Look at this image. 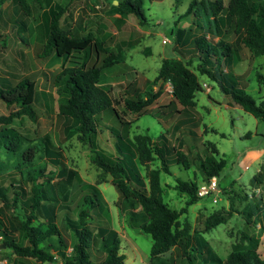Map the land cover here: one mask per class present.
<instances>
[{
  "label": "trees",
  "instance_id": "1",
  "mask_svg": "<svg viewBox=\"0 0 264 264\" xmlns=\"http://www.w3.org/2000/svg\"><path fill=\"white\" fill-rule=\"evenodd\" d=\"M4 1L0 0V9ZM32 1L41 6L49 0ZM13 2L21 11L30 14L27 0H13ZM116 5L123 12L132 14L138 23L143 24L146 21L142 0H117ZM66 7L67 4H63L52 9L41 50L43 54L53 51L55 55L68 61L61 66L56 75L63 79V88L66 93L65 99L56 105L57 120L63 122V128L66 131L75 133L86 144L89 159L99 172L110 175V182L117 191L115 201L117 209L127 213V222L131 227L149 234L151 238L150 256L170 249L182 237H185L183 243L185 246L188 236L187 222L181 224L179 215L186 212L187 206L201 196L196 195L198 182L195 180L194 173L193 178L175 177V182L172 184V188L184 195L182 206L175 208L163 201L159 173L161 170L170 173L166 155L170 149H174L175 162L185 169L193 164L199 172L200 180H206L211 175L216 178L225 166L226 159L219 155L218 149L210 141H202L200 144L203 147L200 149L192 150V147L196 148L195 145H197L194 142V145L187 146V149L183 150L182 136L176 135L178 138L176 147L169 144L168 136L163 132H159L155 138L146 133H135L131 141L128 137L118 140L120 135L116 134L118 138L115 143L114 158L101 151L94 141L98 115L102 112L108 114L112 112L119 124L131 121L120 116L115 106L120 102L119 99L112 98L109 86L105 88L106 84L100 82L107 72H114L116 64L123 61L124 49L115 47L109 38L101 40L90 31H84L83 28L75 30L63 24L61 15ZM221 11L229 17L230 33L235 36L232 41L225 40L220 32ZM182 15H190L192 23H195L194 17L200 19L203 15L207 18V26L204 24L200 26L197 23L191 32V27L186 30L178 28L181 31L180 34H183V41L178 39L175 42L181 44L179 48H176L181 57H162L155 76L152 79H144L146 88L135 92H124V95L120 96L123 112L128 110L136 113L151 105L162 92L160 86L153 89L157 80H169L171 95L181 106L193 110L194 94L201 89V84L195 72L183 60V53L180 51L185 41L189 40L192 55L196 59V70L215 79L218 88L226 93L234 104L239 105L254 117L264 120V96L256 100L243 88L236 86L237 82L244 83L245 79L243 81L238 79L244 78L245 73L237 74L234 78L235 82L231 83L223 79L222 68L216 69L221 62L220 59L235 62L244 58L243 48L250 51L251 55L264 54V0H226L225 3L224 0H190ZM203 28L207 30L206 33L203 32ZM215 36L218 38L215 39ZM6 41L7 34L0 32V44L4 46ZM136 41V38H132L129 46ZM90 57L93 59L90 60ZM214 62L215 66L212 65ZM221 64L224 66L223 63ZM262 81L264 82V78ZM243 85L241 84V87ZM50 96V91L39 88L34 77L29 75L24 74L15 80L12 77H0V101L10 108L6 114L0 113L2 147L13 151L20 137L28 139L12 125L13 120L21 116L35 120L33 103L43 97L48 99ZM68 119L72 122L68 123L69 125ZM180 125L178 122L174 125V129L177 130ZM182 128L186 133L193 134L190 128ZM202 130L207 129L205 130L204 126ZM67 134L63 135V139L67 137ZM196 136L195 138L200 141V136ZM39 140L42 143L41 156L46 155L48 161L56 166L47 170L44 165L32 167L26 170L24 176L12 171L7 173L9 184L13 186L12 196L9 200L4 191L6 187L0 186V202L5 204L9 200L16 223L4 225L0 217V242L9 249V252L14 253L19 261L31 257L42 262H56V256H58L59 264H121L124 256L118 252L119 236L108 229V208L99 196L96 183L82 181L77 172L63 162L60 146L53 150L46 146V136H40ZM122 145L126 146V149H123ZM125 152H129L130 155ZM32 156L31 148L22 152L24 159L30 160ZM154 160L158 164L147 169L145 182L140 172L135 169V163L143 166ZM53 175H56L55 180L52 179ZM252 180L254 183H264L262 166H259L252 175ZM13 181H16V185ZM26 184H28L27 188ZM83 188L84 191L81 192ZM78 191L81 192L82 202L73 212L70 197ZM54 202H56L55 206ZM261 210L264 220V202L261 203ZM224 212L226 215L231 214L229 209ZM58 213L61 214L62 226L71 230L75 237L68 250L56 223ZM249 214L247 213L244 217L246 222L250 220ZM224 220L225 215L215 209L205 216L203 230L207 231ZM92 222L99 225L97 231H93L90 227ZM18 231L24 238L22 242L18 241L14 234ZM106 231L114 232L110 235L109 243L104 235ZM98 234L105 248L104 255L101 257L100 254H94L91 260V241L96 240ZM246 238L248 236L245 233L241 234L239 242H243ZM13 264L18 263L13 262ZM141 264L164 263L146 261ZM222 264H264V257H261L253 246L237 243L227 252Z\"/></svg>",
  "mask_w": 264,
  "mask_h": 264
},
{
  "label": "rangeland",
  "instance_id": "2",
  "mask_svg": "<svg viewBox=\"0 0 264 264\" xmlns=\"http://www.w3.org/2000/svg\"><path fill=\"white\" fill-rule=\"evenodd\" d=\"M30 14L20 10L13 0H5L0 9V32L7 34V41L4 46L0 44V77L20 78L24 74L34 77L36 85L51 93L50 98H41L33 103L36 119L30 120L26 116H21L13 120L12 125L24 136L19 138V143L15 150L10 151L0 144V186L4 188L6 197L10 200L12 188L10 186L7 173L25 174L26 170L32 167L45 166V170L56 166L48 161L46 155L40 153L42 143L40 136H46V146L55 150L60 146L62 160L69 167L74 169L82 181L96 183L99 196L104 200L108 208V229H111L119 236L117 243L118 252L123 254L121 264H141L146 261L162 262L164 264H222V260L235 244L241 243L244 246H253L261 257H264V220L261 210V203L264 202V183H254L252 175L256 169L264 163V152L261 158L241 160L242 152L249 148H262L264 150V120L254 117L239 105L227 107L224 104L225 98L230 97L222 92L215 79L206 73H200L195 68V57H188L185 53L183 59L188 63L201 84V89L194 94L195 104L193 110H188L179 104L167 89L165 81L157 80L153 89L160 86L161 94L156 100L140 112H129L124 110L120 96L124 92H135L138 89L146 88L145 78L152 79L162 57L178 56V52L173 47L180 46L174 40L176 28L184 30L197 23L206 24L207 18L201 16L200 19L194 17L195 23L191 22L190 15H182L187 2L190 0H142V9L146 17L143 24L138 23L136 18L129 13L123 12L114 0H49L47 3L38 6L34 1L27 0ZM226 0H224V3ZM113 3V4H111ZM63 4H67L66 10L61 15V22L70 28H83L90 31L94 36L103 40L109 38L115 47H123L124 59L115 66L114 72H107L100 82L109 86L110 96L119 99L115 104L120 116L131 120L129 123L119 124L112 112H102L99 120H96V135L94 141L97 147L109 157L115 156L116 134L118 140L128 137L132 140L135 133H146L155 138L159 132L168 136L169 144L176 146L178 138L182 136V149L191 147L196 142V148L203 147L202 141L212 142L219 151V155L226 159L225 166L219 171L216 179L217 191L199 197L195 202L187 206L186 212L179 215V222H187V244L184 246V238L172 246L170 249L155 256L149 255L151 238L149 234L131 227L127 222V213L120 211L115 205L117 191L110 182V175L99 172V169L91 162L88 156L86 144L73 133L63 128V122L57 120L56 105L66 97L63 88V79L56 77L64 63V59L55 55L53 51L43 54L42 45L47 33V25L52 9H56ZM219 26L222 37L230 40L231 27L229 17L224 11L219 14ZM204 19V20H203ZM198 31V30H196ZM203 32H207L203 28ZM168 38V41L161 42V38ZM22 38V39H21ZM136 38L137 41L129 46V41ZM218 36H215L217 39ZM189 42V40H187ZM185 41L183 49L191 47ZM242 52V51H241ZM241 67L236 66V70H241L243 65L247 66V73L243 81L236 84L247 93L259 100L264 96V54L251 55L247 49H243ZM93 57H90V60ZM188 59V60H187ZM87 61V60H86ZM221 61V59H220ZM241 61V60H240ZM215 62L212 63L215 66ZM225 66V65H224ZM222 68L221 62L216 69ZM231 68V66H230ZM230 77V76H229ZM231 83L235 79L229 78ZM108 83H107V82ZM208 86H202V84ZM227 83V82H226ZM241 84L243 87H241ZM207 88V89H206ZM230 102L233 103L232 100ZM9 107L0 101V113L6 114ZM180 109L183 112L179 113ZM178 118V119H177ZM179 122V128L174 129V125ZM72 123L69 119L67 124ZM68 124V125H69ZM205 126V130L202 128ZM182 127H188L192 131L186 133ZM211 128L213 130H211ZM188 132V131H187ZM63 139V135H65ZM115 135V136H112ZM196 135L200 136L198 141ZM122 136V137H121ZM63 139V140H62ZM161 142V141H159ZM177 147V146H176ZM31 148L33 156L30 160L22 157V152ZM123 149L126 146L122 145ZM130 155V153L125 152ZM174 149L167 153L168 170L170 173L160 171L159 179L162 187L161 195L163 201L170 206L179 208L183 205L184 195L172 188L175 177L193 178L199 183L200 175L193 164L186 169L174 160ZM154 160L146 165L135 163L137 169L143 176L149 167L157 165ZM264 168V165L262 166ZM24 176V175H23ZM53 180L56 175H53ZM199 180V181H198ZM16 185V181H13ZM28 184H26L27 188ZM224 188V189H223ZM17 189V188H15ZM84 191V188L81 192ZM81 192H75L70 197L71 209L74 212L80 206ZM0 202V217L4 225L15 224L11 204ZM56 205V202L53 203ZM256 205L258 206L256 208ZM223 207V208H221ZM219 210L225 215V220L216 224L209 230H203L205 216L213 210ZM229 209L230 215H226L224 210ZM250 213L249 222L244 217ZM61 214L58 213L56 223L59 226L62 239L69 249L70 244L75 240L71 230L62 226ZM99 225L90 223L93 231H97ZM102 229V228H101ZM114 232H104L107 243ZM245 233L248 238L239 242L241 234ZM18 241H24L21 232H15ZM98 234L96 240L91 241L90 255H104V246L101 244ZM1 244V242H0ZM98 251V253L96 252ZM59 264L60 258L56 256V262L38 261L34 258H25L22 261L9 252L6 246L0 245V264Z\"/></svg>",
  "mask_w": 264,
  "mask_h": 264
},
{
  "label": "crops",
  "instance_id": "3",
  "mask_svg": "<svg viewBox=\"0 0 264 264\" xmlns=\"http://www.w3.org/2000/svg\"><path fill=\"white\" fill-rule=\"evenodd\" d=\"M180 32L181 31H179V29L178 28H176V30L174 31V40L176 41V40H178V39H180L181 41H183V34H180ZM179 35H181V38H179ZM229 36H230V40H228V41H232L234 38H235V36L234 35H232L231 33L229 34ZM180 46H174L173 48L174 49H176V48H179ZM182 47V46H181ZM243 49H245V48H243ZM246 50V49H245ZM180 51L183 53V59L186 57L185 56V53H189V55H188V57L190 58V57H194L192 54H193V52H192V49H191V47H189L188 49H183V48H181L180 49ZM180 56V55H179ZM181 57V56H180ZM245 59V58H244ZM241 60V61H240ZM241 62H242V59H239V60H237V61H235V62H233V61H227V60H221V63H223L225 66H223L224 68H223V70L222 71H224V74L226 75L227 74V76H225L224 74L222 75L223 76V79H225V80H227V81H230V79L229 78H232V79H234L235 78V76L237 75V74H240V73H242V72H244L245 73V76H246V73H247V66H244L243 65V67H242V69L241 70H236V66H238V67H241ZM230 66H231V68H230ZM106 74H108V73H106ZM230 76V77H229ZM107 82V81H106ZM143 82H144V80H143ZM245 85V84H244ZM208 86V85H207ZM207 89V88H206ZM169 94H171V93H169ZM226 94V93H225ZM257 100V99H256ZM224 104L227 106V107H235L236 105H234V103H232V102H230V99L229 98H225V101H224ZM189 110V109H188ZM191 111V110H190ZM177 112H179V113H181V112H183L182 110H180V109H178L177 110ZM178 119V118H177ZM264 152V150L262 149V148H249V149H247V150H245V151H243L242 152V156H241V160L243 159V160H250V161H252V160H254V159H258V158H261V156H262V153ZM264 165V163H262L260 166H263ZM259 168V167H258ZM257 168V169H258ZM256 169V170H257Z\"/></svg>",
  "mask_w": 264,
  "mask_h": 264
},
{
  "label": "built area",
  "instance_id": "4",
  "mask_svg": "<svg viewBox=\"0 0 264 264\" xmlns=\"http://www.w3.org/2000/svg\"><path fill=\"white\" fill-rule=\"evenodd\" d=\"M168 41V38L162 37L161 42H166ZM166 84L168 85L167 89L170 91L171 90V84L169 80H165ZM202 86H207L206 84H202ZM217 184H216V179L215 176L211 175L208 177L206 180H202L197 184L196 187V195L197 196H204L207 194H214L215 191H217Z\"/></svg>",
  "mask_w": 264,
  "mask_h": 264
},
{
  "label": "water",
  "instance_id": "5",
  "mask_svg": "<svg viewBox=\"0 0 264 264\" xmlns=\"http://www.w3.org/2000/svg\"><path fill=\"white\" fill-rule=\"evenodd\" d=\"M115 2H116V0L113 1V3H115ZM0 245H3V243H1Z\"/></svg>",
  "mask_w": 264,
  "mask_h": 264
}]
</instances>
